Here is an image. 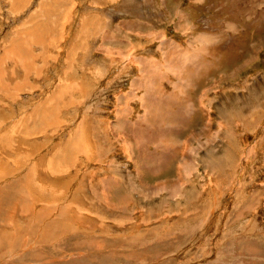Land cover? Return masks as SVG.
Returning a JSON list of instances; mask_svg holds the SVG:
<instances>
[{"label": "rangeland", "instance_id": "1", "mask_svg": "<svg viewBox=\"0 0 264 264\" xmlns=\"http://www.w3.org/2000/svg\"><path fill=\"white\" fill-rule=\"evenodd\" d=\"M0 244L264 264V0H0Z\"/></svg>", "mask_w": 264, "mask_h": 264}, {"label": "crops", "instance_id": "2", "mask_svg": "<svg viewBox=\"0 0 264 264\" xmlns=\"http://www.w3.org/2000/svg\"><path fill=\"white\" fill-rule=\"evenodd\" d=\"M116 1H118V0H116ZM115 0H114V2H116ZM113 3V2H112ZM114 4V3H113ZM98 14H100V13H98ZM104 16L106 17V18H108V17H110L111 15H108V14H104ZM120 22L121 23V25H119V26H116L117 25V22ZM146 23H148V21H146V19H143V18H141V17H138V18H135V17H131V16H126V15H119L116 19H115V23H111V31L113 32L114 31V33L116 32V29L117 30H120V33H119V35L120 36H118V38L120 37V38H122V40L121 41H124L127 45H129L128 47L125 45V43L123 42V46H125L126 48H131V47H133V45H134V42L136 41L137 42V40H139V39H142V38H139V37H142V35H144V33L142 32V30L144 29V28H142V30H140V31H136V30H134L133 28L136 26L137 28H138V26H139V28H141L142 26H144L145 27V24ZM132 33H134V34H132ZM124 34H128V35H131V36H128V39H126L125 40V36H122V35H124ZM138 35H141V36H138ZM123 38H124V40H123ZM139 38V39H138ZM146 40L147 39H143V41H144V46H146V44H145V42H146ZM165 41H166V39H165ZM169 42H170V39H169ZM169 42L167 43V44H169ZM169 45H171V44H169ZM125 51V50H124ZM143 57V56H142ZM144 58V57H143ZM193 75H194V73H193ZM162 77L164 76V75H161ZM178 80H181V79H178ZM130 81H131V79H130ZM140 81V79H138L137 77H133L132 78V83L133 82H136V83H140L139 82ZM168 81V85H171L173 88H171V90L173 89V90H175V89H178V88H176V86L178 85V84H175L176 82H174V81H169V80H167ZM175 88V89H174ZM154 89V88H153ZM179 91H181V90H179ZM175 95H181L182 93L181 92H175L174 93Z\"/></svg>", "mask_w": 264, "mask_h": 264}, {"label": "bare ground", "instance_id": "3", "mask_svg": "<svg viewBox=\"0 0 264 264\" xmlns=\"http://www.w3.org/2000/svg\"><path fill=\"white\" fill-rule=\"evenodd\" d=\"M28 51V50H27ZM29 55V54H28ZM2 244H0V246H1Z\"/></svg>", "mask_w": 264, "mask_h": 264}]
</instances>
